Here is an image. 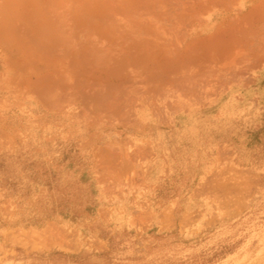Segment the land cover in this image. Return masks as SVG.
<instances>
[{"label": "rangeland", "instance_id": "1", "mask_svg": "<svg viewBox=\"0 0 264 264\" xmlns=\"http://www.w3.org/2000/svg\"><path fill=\"white\" fill-rule=\"evenodd\" d=\"M192 3L189 28L180 14ZM223 7L0 0V264H264V64L228 81L222 63L172 55ZM74 46L80 55L59 61ZM130 47L158 59L106 61ZM88 76L129 94L96 112ZM199 124L219 136L203 154L192 150Z\"/></svg>", "mask_w": 264, "mask_h": 264}, {"label": "bare ground", "instance_id": "2", "mask_svg": "<svg viewBox=\"0 0 264 264\" xmlns=\"http://www.w3.org/2000/svg\"><path fill=\"white\" fill-rule=\"evenodd\" d=\"M192 8H193V10L189 9L187 11H182V13L180 12L181 13L180 19H181L182 25L185 26L187 24L189 26V28H192L194 25H196L195 24L196 23V15L198 14L197 11L199 10L200 7L198 5L192 3ZM218 16H221V19L224 21L223 29L218 31V32H215L212 35L207 34L208 31H210V28L207 27L208 23L211 22L215 17H218ZM218 16H215L214 18L210 17L208 19V21H206V23L205 22L200 23V25H198V27H199L198 31H196L195 28L189 29V31H188V29H186L188 31L187 34L185 36H182V37L180 36L177 39V40H181L183 38L181 40V43H180V45L182 44V46H181V48L178 46V48H180L179 51H177V50L176 51L174 50L175 52L172 51L173 54L172 53L171 54L173 55V57L175 58V57H180L182 55H186L184 53L189 52V51H190V54L192 52H194V54H191V55H195V56H197L198 59H200V63H198L199 66L196 65V68H198V69L200 67L204 68V66H206L208 63H211V62H213V63L215 62L217 64L222 63L223 66H225V64H226L227 69H226V67L224 69V67L222 66L223 68L222 67H221L222 69L220 68V71L222 70V73H219V72L218 73L220 75L222 74L221 77L224 75L223 76L224 80L227 79L228 81H229V79H232V77L234 78V76H236V75L238 76L240 71H242V70L245 71V69H243V68L247 67V71L250 69L251 65H252L254 70L257 68H260L264 64V0H224L223 13L218 15ZM178 17H179V15H178ZM63 38L59 39V40H61V41L65 40ZM49 39H50L49 42H51V45H52L53 41L57 40V38H54L55 40L53 38L52 39L49 38ZM47 42H48V40H47ZM58 42L60 43V41H58ZM61 43H62V45H65V44H63L64 42H61ZM53 45L55 46V44H53ZM69 47H70V44H69ZM72 47H73V45H72ZM72 47L70 48L71 50H69L67 48L66 49L61 48V50L59 49L60 50V52L58 51L59 52V56H58L59 61L63 62L65 60H67V62H68L69 58L75 59L78 57V55H80L81 47H79V46L75 47L74 46L73 49H72ZM55 51H57V50H55ZM85 51L90 52V50L87 48H85ZM213 51H214V55H212ZM119 54L115 58L114 57H107L106 61L107 62L112 61L114 64H116V66L118 65L119 67H122V69L127 67V66H131V67L135 68L139 63H142L143 61H146L147 59H152V60L158 59V56H159L158 54H155V53H154V55H152V54L149 55V54L143 52L141 48H137V47H130L128 49L123 50ZM171 54H169V58H170ZM162 57L163 56H161V58ZM165 58H168V57H165ZM187 58H190V57L187 56ZM164 61H166V60H164ZM177 61H179V60H177ZM161 62H162V60H161ZM154 63H155V61H154ZM156 63L158 64L159 62H156ZM157 64L156 65L153 64V65L156 66V68H158L159 65H157ZM182 64H181V68L183 69V66H185L186 64L185 63L183 65ZM79 66H81L82 68H85V65L82 66L81 63L79 64ZM216 66H218V65H216ZM104 68H106V67H104ZM152 68H151V70H152ZM163 68H165V67H163ZM169 68H171V67H169ZM178 68H180V67H178ZM196 68H194V69H196ZM218 68H217V71H218ZM180 69H179V72H180ZM194 69H192L193 72H195ZM99 70H101V69H99ZM183 70H186V68L184 67ZM97 71H94V72H97ZM173 71H175V70H173ZM187 71L191 73V71H189V69ZM94 72H92V73H94ZM92 73H90V74H92ZM118 73H119V70H118ZM171 73H173V72H171ZM184 73H186V71ZM251 73L252 74H249V76L250 75L253 76L255 74L254 72H251ZM98 74H99V72H98ZM215 74H217V73L208 74L207 79L204 78L205 77L204 76L202 78V79H204V83H206L205 82L206 80L209 81V79H211L213 76L217 77ZM193 75L196 76V72H195V74L191 73V75H190L193 79H195L196 77L194 78ZM120 76H122V75H120ZM177 76L179 77V74ZM181 76L186 77L187 75H180V77ZM178 77H175V79ZM125 78L128 80L127 77H125ZM125 78L119 77V79H122V80ZM181 78H183V77H181ZM238 78H239V76H238ZM77 79H79V77ZM82 79H83L82 81L85 80L84 78H82ZM106 79H108L107 75H106ZM188 79H189L188 83L189 84L191 83V85H188V86H190V88L193 87V89L188 88V86L186 84H185L186 85L185 86L184 83L182 84L183 85L182 86L181 82H180V85L182 87L176 88V91H178V90L180 91L181 90L180 88H182L183 89L182 91H184V92L190 93V92H192V90L194 92V89H196V87H194L193 85H195V84L197 85V83H196L197 81L192 79V81L195 82L192 85L193 82L190 80V78H188ZM68 80H66V81L68 82ZM71 80L72 79L70 78V82H71ZM89 80H91L92 83H91V81L89 82ZM93 80H94V78H93ZM93 80H92V78H89V76H88L87 81L89 84L87 87L89 88L90 93L87 96L86 100H88L89 104L91 103V104L95 105V111L96 112H98V111L101 112L102 110L109 109L110 107H108V106H110L109 105L110 102H113V100L117 101L118 97H124V96L129 94L128 90L126 89L127 87L125 86V84H127V83H125L124 85L121 84V86H122L121 87L119 85L107 84L106 81L96 82L94 80L95 82H93ZM198 80H199V82L201 81L200 79H198ZM234 80H235V78H234ZM73 81H74V79H73ZM209 82H211V81H209ZM171 84L173 85V83H171ZM201 85H202V81H201ZM208 85H210V84H208ZM208 85H206V86H208ZM123 86H125L126 88ZM197 86L200 87L199 85H197ZM185 87H186V91H185ZM88 88H87V91H88ZM187 88L190 90V92H188L189 90ZM67 89H70V87ZM170 90H175V87H174V89L171 88L168 91H170ZM137 94H139V93H137ZM155 94H156V92H155ZM134 95H136V94H134ZM82 100H83V102L85 101L84 99H82ZM104 104H107L108 106H104ZM111 105H112V103H111ZM113 115H114V113H111L110 117H112ZM241 182H243V181H241Z\"/></svg>", "mask_w": 264, "mask_h": 264}, {"label": "crops", "instance_id": "3", "mask_svg": "<svg viewBox=\"0 0 264 264\" xmlns=\"http://www.w3.org/2000/svg\"><path fill=\"white\" fill-rule=\"evenodd\" d=\"M199 125L200 128H197L199 130H197L196 135L194 136V147L192 150L195 151V153L203 154L206 153L212 146L216 145V138H219V136L216 132L211 130V128H208L207 126L201 128V124ZM209 135H211V137L214 136V139L210 138Z\"/></svg>", "mask_w": 264, "mask_h": 264}]
</instances>
